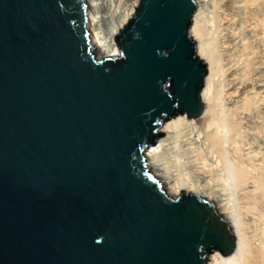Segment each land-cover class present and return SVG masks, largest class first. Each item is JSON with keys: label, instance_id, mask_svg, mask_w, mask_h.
Wrapping results in <instances>:
<instances>
[{"label": "water", "instance_id": "water-1", "mask_svg": "<svg viewBox=\"0 0 264 264\" xmlns=\"http://www.w3.org/2000/svg\"><path fill=\"white\" fill-rule=\"evenodd\" d=\"M193 0H140L96 59L84 0H0V264H206L235 239L213 204L146 167L165 120L197 117Z\"/></svg>", "mask_w": 264, "mask_h": 264}, {"label": "bare ground", "instance_id": "bare-ground-1", "mask_svg": "<svg viewBox=\"0 0 264 264\" xmlns=\"http://www.w3.org/2000/svg\"><path fill=\"white\" fill-rule=\"evenodd\" d=\"M84 1L95 58L118 55L115 36L140 0ZM193 1L188 33L207 68L203 109L160 124L146 167L168 195L196 194L227 222L234 250L211 252L206 264H264V0Z\"/></svg>", "mask_w": 264, "mask_h": 264}, {"label": "rangeland", "instance_id": "rangeland-1", "mask_svg": "<svg viewBox=\"0 0 264 264\" xmlns=\"http://www.w3.org/2000/svg\"><path fill=\"white\" fill-rule=\"evenodd\" d=\"M160 128V127H159ZM161 133V132H160ZM157 137H159V136H157ZM234 193V194H233ZM236 192H232V195L233 196H231V198L232 197H235V198H232V204L234 205V207H237V205L239 204L240 205V199H239V197H240V195L239 194H236ZM234 199V200H233ZM237 201V202H236ZM235 204H236V206H235ZM249 218V217H248ZM242 219H243V221H245V222H248L249 221V219H247V216L246 217H244V216H242ZM248 220V221H247ZM245 226V229H246V231H247V233L246 234H248V235H250L251 234V229L253 228H251V227H249L248 225H244Z\"/></svg>", "mask_w": 264, "mask_h": 264}]
</instances>
